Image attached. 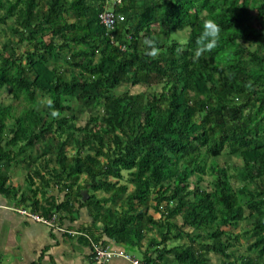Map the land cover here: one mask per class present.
<instances>
[{
	"label": "trees",
	"instance_id": "16d2710c",
	"mask_svg": "<svg viewBox=\"0 0 264 264\" xmlns=\"http://www.w3.org/2000/svg\"><path fill=\"white\" fill-rule=\"evenodd\" d=\"M106 1L0 0V23L12 22L0 31V92L22 103L0 105V194L66 229L86 208L80 238L149 264H264V0H123L112 36L99 23ZM207 19L218 43L193 60ZM180 31L184 42L172 39ZM226 150L242 165L211 162ZM14 163L28 193L8 185Z\"/></svg>",
	"mask_w": 264,
	"mask_h": 264
},
{
	"label": "crops",
	"instance_id": "0c3cea01",
	"mask_svg": "<svg viewBox=\"0 0 264 264\" xmlns=\"http://www.w3.org/2000/svg\"><path fill=\"white\" fill-rule=\"evenodd\" d=\"M8 185L17 188L11 181V171ZM20 208L25 207L0 194V264H96L88 240L80 238V235H65L44 224L36 223L18 213ZM91 222L89 211L80 208L76 221L66 226L69 230L83 233ZM106 247L131 255L134 253L126 245L114 241L108 242ZM106 264L131 263L115 258Z\"/></svg>",
	"mask_w": 264,
	"mask_h": 264
},
{
	"label": "rangeland",
	"instance_id": "374dc122",
	"mask_svg": "<svg viewBox=\"0 0 264 264\" xmlns=\"http://www.w3.org/2000/svg\"><path fill=\"white\" fill-rule=\"evenodd\" d=\"M11 24H12V22H9L7 25H2L0 23V31L2 29L9 30L10 27H11ZM186 37H187V31H183V32L180 31V32H173L172 33V39H177L178 41H181V42H184ZM3 39H4V36L2 35L0 37V46L2 45ZM25 49H26L25 47H19V50L21 52L24 51ZM162 86H163L162 84L155 85V86H153V88H154L155 91H160L162 89ZM126 90H127V87L126 86H122V87L118 88L115 91V93L117 95H122ZM134 90L140 91L141 89L140 88H135ZM8 91L9 90H8L7 87H5V88H3L1 90V92H0V105L3 106V107L9 106V105H13L15 107V109H16V112L19 113L21 111V109H22V106H21L22 103H18V101H15L13 99V97L8 93ZM149 91L151 92V90H149ZM41 107H44V106L41 105ZM17 113H15V116L18 115ZM96 113H97L96 109H92V110L85 111L83 114H80L79 115V124L80 125L85 124L86 121L88 120L89 116L95 115ZM211 162L214 165H219V166H222V167H224L225 165H230V166H233V165L241 166L242 165V160L239 159V158L230 156L229 152H227V150L222 154V156H220L219 158H217V159H215L214 161H211ZM10 171H11V181H12L13 185H15V186L17 185V189L19 190V195L21 193H24V192L28 193L29 192V186L27 184V172H26V170L22 166L16 165L14 163L13 166H12V169ZM191 180L194 181V182L196 181V179L194 177L191 178ZM209 180H210V177L209 176H205L203 183H201V186L203 188H205V189L211 190L212 187L209 184ZM233 183H234V185H236V184L241 185V186L244 185L242 181L236 180V179H233ZM35 184H36L37 187L40 186L41 185L40 180L35 179ZM130 189H132V188H130ZM39 197H41V195H39ZM151 213L155 214L156 218L159 219V217H160L159 214H156L153 210H151ZM178 222L181 223V221H178ZM250 226H251L250 223L245 222V223L240 224V226L235 228V229L231 228V230L234 233H242L245 229L249 228ZM184 243H187L186 239H184L182 241H178V242H176L174 244H184ZM174 244L172 243L171 245H174ZM246 245H247V241L245 240V238H242L241 239V244L240 245L238 244L236 247L232 248V250L235 253V257L231 259L232 261L237 259V258H239L240 255L245 253ZM132 251L134 253H132V252L131 253L133 255H135L137 258H139V259L143 258V254L139 250L133 249ZM210 258H211L212 264H222L223 259L220 258L219 256H217L215 254H211ZM235 264H239V262H237Z\"/></svg>",
	"mask_w": 264,
	"mask_h": 264
},
{
	"label": "built area",
	"instance_id": "2783aa9c",
	"mask_svg": "<svg viewBox=\"0 0 264 264\" xmlns=\"http://www.w3.org/2000/svg\"><path fill=\"white\" fill-rule=\"evenodd\" d=\"M106 3L107 6L105 10L99 15V23L104 26L107 30V33L111 35L117 25L125 21V16L121 13L116 12L115 10V7L117 8V6H122L123 0H107ZM18 213L25 217H28L36 223L44 224L55 231L64 234L67 233L71 236L82 235V233L66 229L64 226L60 225L58 223L59 221L57 215L46 218L39 213L32 212L30 209L25 208H20L18 210ZM92 258L96 264H106L115 258L125 259L131 264H149L144 260L138 259L125 251H117L110 247H104L103 245L96 244L94 242L92 243Z\"/></svg>",
	"mask_w": 264,
	"mask_h": 264
},
{
	"label": "clouds",
	"instance_id": "9594fccd",
	"mask_svg": "<svg viewBox=\"0 0 264 264\" xmlns=\"http://www.w3.org/2000/svg\"><path fill=\"white\" fill-rule=\"evenodd\" d=\"M221 33V26L212 19H207L203 23V30L197 39L198 47L196 48L193 60H197L202 54L207 51L212 50L216 47ZM145 53L149 56H156L159 52L157 47V42L151 38H146L144 40ZM49 108H51V115L53 117L58 115L56 109L52 108L53 100L48 98L46 101Z\"/></svg>",
	"mask_w": 264,
	"mask_h": 264
},
{
	"label": "water",
	"instance_id": "95a60500",
	"mask_svg": "<svg viewBox=\"0 0 264 264\" xmlns=\"http://www.w3.org/2000/svg\"><path fill=\"white\" fill-rule=\"evenodd\" d=\"M82 195H83V198H82V201L83 202H85L86 200H88L89 195H88V192L87 191H83L82 192Z\"/></svg>",
	"mask_w": 264,
	"mask_h": 264
}]
</instances>
